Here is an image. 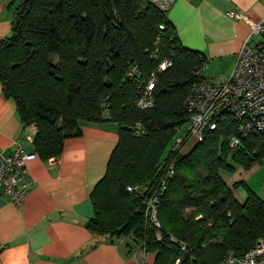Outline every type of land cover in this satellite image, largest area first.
Returning <instances> with one entry per match:
<instances>
[{"label":"trees","instance_id":"obj_1","mask_svg":"<svg viewBox=\"0 0 264 264\" xmlns=\"http://www.w3.org/2000/svg\"><path fill=\"white\" fill-rule=\"evenodd\" d=\"M13 11L0 39V83L23 126L34 125L37 156L60 155L82 121L118 124L87 228L127 235L155 254L153 264H220L252 247L264 233V197L246 189L237 200L219 170H234L228 156L246 169L261 161L264 132L242 133L227 111L181 156L187 140L173 144L185 131L183 101L205 78L194 75L205 58L179 43L167 10L153 0H18ZM143 97L151 105L140 107ZM152 195L156 222L146 212Z\"/></svg>","mask_w":264,"mask_h":264},{"label":"crops","instance_id":"obj_2","mask_svg":"<svg viewBox=\"0 0 264 264\" xmlns=\"http://www.w3.org/2000/svg\"><path fill=\"white\" fill-rule=\"evenodd\" d=\"M17 1L0 0V39L10 34ZM233 6L244 19L226 14ZM165 17L179 43L206 59L205 78L222 82L242 45L262 39L251 31L264 19V1L172 0ZM79 126L80 135L64 140L56 164L39 156L27 163L29 190L20 205L0 189V264H153L155 254L127 235L101 236L87 228L94 212L91 191L119 136L115 121ZM34 133V127L23 126L0 83V153L9 155L16 145L33 148L27 138Z\"/></svg>","mask_w":264,"mask_h":264},{"label":"built area","instance_id":"obj_3","mask_svg":"<svg viewBox=\"0 0 264 264\" xmlns=\"http://www.w3.org/2000/svg\"><path fill=\"white\" fill-rule=\"evenodd\" d=\"M163 11L168 10L172 0H153ZM264 1V0H263ZM231 18H245V14L233 6L226 11ZM163 27L162 25L160 26ZM251 34H262V39L256 45L244 43L236 55L233 67L222 82H214L207 78L194 83L183 101L186 110L185 131L183 140L175 142L174 147L180 148L185 140L195 136L202 139L205 129H214L217 120L224 112H232L240 122L242 133L249 130L264 132V19L252 26ZM169 64L163 61L160 69ZM207 66L204 59L194 70V75L202 76ZM153 87V79L148 81L147 90ZM140 107L151 105L150 98L143 97L138 102ZM33 145V138H27ZM233 138L231 145L237 144ZM37 157L33 149H26L23 145H16L9 155L0 153V189L7 194L11 201L20 205L29 190L28 179L25 175V166L30 160ZM49 164H56L58 157H49ZM139 186L127 189L133 191ZM156 197L152 195L146 203V212L156 222ZM176 259L174 264H179ZM145 264V263H144ZM220 264H264V233L261 234L243 255L236 256L229 252Z\"/></svg>","mask_w":264,"mask_h":264},{"label":"rangeland","instance_id":"obj_4","mask_svg":"<svg viewBox=\"0 0 264 264\" xmlns=\"http://www.w3.org/2000/svg\"><path fill=\"white\" fill-rule=\"evenodd\" d=\"M205 75L208 76L207 73H205ZM33 127L34 125H28L29 129H33ZM182 133L183 132L178 134L175 138V142L183 140ZM167 151L168 148L165 149L163 155H166ZM227 161L234 165V170L231 171L222 168L219 170V174L227 186L230 187L237 200L241 202L244 201L246 197V189L255 192L260 197H264V158L248 169L234 164L230 156L227 157ZM236 183L237 185H235Z\"/></svg>","mask_w":264,"mask_h":264},{"label":"water","instance_id":"obj_5","mask_svg":"<svg viewBox=\"0 0 264 264\" xmlns=\"http://www.w3.org/2000/svg\"><path fill=\"white\" fill-rule=\"evenodd\" d=\"M197 145H198V139L195 136H191L186 141L185 145L182 147L180 151L181 156L189 155ZM184 256H186V253H184Z\"/></svg>","mask_w":264,"mask_h":264},{"label":"bare ground","instance_id":"obj_6","mask_svg":"<svg viewBox=\"0 0 264 264\" xmlns=\"http://www.w3.org/2000/svg\"><path fill=\"white\" fill-rule=\"evenodd\" d=\"M147 191V190H146ZM145 203V202H144Z\"/></svg>","mask_w":264,"mask_h":264}]
</instances>
